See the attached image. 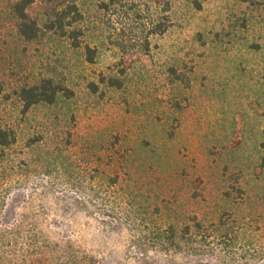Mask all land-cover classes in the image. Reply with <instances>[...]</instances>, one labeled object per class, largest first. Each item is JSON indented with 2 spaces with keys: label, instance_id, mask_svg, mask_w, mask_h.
<instances>
[{
  "label": "rangeland",
  "instance_id": "rangeland-1",
  "mask_svg": "<svg viewBox=\"0 0 264 264\" xmlns=\"http://www.w3.org/2000/svg\"><path fill=\"white\" fill-rule=\"evenodd\" d=\"M22 1L0 0V264H168L170 228L190 262L264 264V0H31L34 40ZM43 79L69 97L25 111Z\"/></svg>",
  "mask_w": 264,
  "mask_h": 264
},
{
  "label": "trees",
  "instance_id": "trees-1",
  "mask_svg": "<svg viewBox=\"0 0 264 264\" xmlns=\"http://www.w3.org/2000/svg\"><path fill=\"white\" fill-rule=\"evenodd\" d=\"M30 2L31 0H23L22 2L18 3L15 6L16 13L20 20L19 31L22 37H24L26 40H34L35 38H37L38 33H39V27L37 23L35 21H32L26 13V8L30 4ZM73 13H76V15H78L76 8L62 11L61 17L59 19V25L62 29H65L63 23L67 19H69V17L73 15ZM72 38L77 39L75 32H73ZM92 53H93L92 50L88 49V61L89 62L94 61V56ZM112 85L114 87H118L120 83L118 80H113ZM70 93L71 92L69 90L56 85L52 80L43 79L42 81H40L38 84L34 86L23 88L20 91V99L22 100L24 104V110L28 111L33 106L41 104V103L52 105L57 101L60 95H66L67 97H69L68 95H70ZM2 96H3V87L0 84V104H1ZM11 143L12 141L10 140L9 133L5 131H0V144L6 147V146H9ZM196 227L198 231L199 229H201L199 225ZM183 234L185 236L186 244L188 246H191V251L192 250L194 251L198 247L199 243H202L200 245H203L205 247L212 248V251H213L214 250L213 247H215L216 243L217 242L220 243V240L217 236H216V240H212V238H210L212 236H201L198 239L199 232H197V234H190L189 227L185 229V232ZM159 237H160L159 239L160 242L158 243V246H156L158 247L156 251H157V254L163 255V257L167 261L168 260L170 261V262L168 261V264H177L176 260L179 255L184 256V258L186 259L185 262L187 264H201L199 262L198 263L190 262L188 258L186 257L189 253H187L186 251L182 252L180 250V244L183 238H179L173 228H170L169 230H164L162 234L159 235ZM142 244L143 243L140 240H137L136 242L137 246L142 247ZM222 248L224 249L223 245H222ZM64 250L65 251L63 252L65 255L63 256L65 257V260L67 262H63V259H60V264H94V261L89 262L87 259L77 255L73 251V248L70 244L66 245ZM140 253H141V256L137 258L139 264H155L154 262L150 263L146 250L141 248Z\"/></svg>",
  "mask_w": 264,
  "mask_h": 264
}]
</instances>
